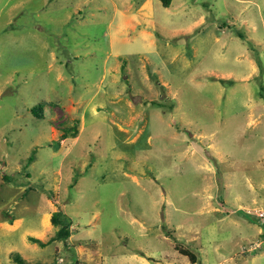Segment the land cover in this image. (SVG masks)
<instances>
[{"label":"rangeland","instance_id":"374dc122","mask_svg":"<svg viewBox=\"0 0 264 264\" xmlns=\"http://www.w3.org/2000/svg\"><path fill=\"white\" fill-rule=\"evenodd\" d=\"M138 11L149 18L131 22ZM263 18L264 0H0V223L38 224L60 207L98 213L95 236L115 251L105 261L127 264L129 251L152 247L146 227L161 216L173 233L166 261L188 263L179 243L204 264L220 245L245 256L239 264H264L263 251L247 257L242 213L250 183L264 195L263 131L248 105L264 101ZM248 52L260 68L252 80ZM75 125L60 146L56 130ZM19 240L0 227L2 264Z\"/></svg>","mask_w":264,"mask_h":264},{"label":"crops","instance_id":"0c3cea01","mask_svg":"<svg viewBox=\"0 0 264 264\" xmlns=\"http://www.w3.org/2000/svg\"><path fill=\"white\" fill-rule=\"evenodd\" d=\"M173 2V1H172ZM149 17H147L144 13H141V11H138L136 13H133L131 15V18L129 20L131 22H138L140 23L141 20L146 21ZM204 21V17H201L200 22ZM199 22V21H198ZM264 23V18H263ZM254 29H257V25H254ZM145 33H149L148 31H145ZM115 36L117 33L114 34ZM151 35V33H150ZM218 35H216V39H218ZM251 39L257 43L258 40L255 37H251ZM264 48V41H263ZM166 46H169L168 43H166ZM193 50H191L189 56L187 53L184 55V58L187 61H191L193 57L198 52V47L196 44H192ZM264 56V50L262 51ZM251 52H248L247 54V65L249 68V71L247 72V80H252L253 77L258 76L260 73L259 64L254 58L253 55H251ZM260 59H264L259 57ZM167 84V83H165ZM264 86L261 90V93L264 92ZM263 94V93H262ZM262 96L259 100L251 99L249 101V122H252L255 126L262 128V135L264 139V126H261L264 124V101L262 100ZM133 100H128L129 106L133 105ZM140 101V99H139ZM153 103L154 101H157L155 99H152ZM159 104V103H158ZM94 111L97 112L96 106H93ZM58 111V109H57ZM115 114V111H113ZM138 114V113H137ZM136 114V115H137ZM59 113L56 115L58 116ZM136 115L131 114L130 118L126 122L127 124H132V122L136 119ZM56 119H53L55 121ZM122 128V127H120ZM56 133L58 135V138L60 140V146L61 144H65L69 137H66L64 139H61V134L63 131H57ZM78 137V135L75 136V139ZM138 136L133 137L134 140H136ZM91 164V163H89ZM57 172L59 175H61L60 168L57 169ZM74 185H77L79 183V179L77 177H73ZM264 185V184H263ZM72 186V185H71ZM250 189L251 194L247 195V205H255L257 207L264 208V195H262L259 191L255 189V186L250 183ZM211 197V194H209ZM66 201L70 204V207H75V203L72 204L71 197L68 196L66 198ZM58 199L55 201V203H58ZM209 212L211 213H223L224 211H221L219 207L213 206L210 201L207 203ZM59 206V205H58ZM57 205H55V209L58 208ZM62 208V207H60ZM63 209V208H62ZM52 213L53 210L47 209L45 211H42L39 218V223L35 224V221L32 223H28L29 221H26L24 223L23 218H15L13 216H10L9 220L4 223H0V227H3L5 234H9L11 232L16 231L19 234L20 240L17 241V250L22 253V255L25 258L33 259L36 257L44 258V255H50L54 253L55 251H60L61 258L60 261L54 263V264H109L105 261V252L106 250L115 252L111 248V244H108L106 242H103L101 239L98 238V236H95L96 229L98 228V213H95L94 215H91L89 217H86L83 219V215L79 211L71 210L70 214H68L71 217L72 220V233L70 237L66 241H57L54 240L52 242H49L45 245H40L38 242L32 241L30 239V236L38 237L42 240H45L49 238L51 235H53L57 227L52 222ZM74 216H78L81 219H78L79 221L83 220V226L81 223L74 222ZM157 218L156 220H153L152 222L147 224L146 227V234L150 236L154 241L152 242V247L144 244V245H138L136 250L129 251L125 256L127 257V264H174L171 261H166L169 257L168 252H170V243H171V237H173V233L170 230L169 227L166 228L163 219L166 220L165 217ZM94 219V220H93ZM93 220V221H92ZM134 222H138L140 226H143V224L146 222L142 218L141 219H134ZM144 227V226H143ZM256 236V238L254 237ZM264 237V222H260L258 220H254L247 216V247L252 243L258 240L259 238ZM253 238V239H252ZM158 242V245L156 243ZM168 242V250L164 248L165 243ZM116 244L121 245V242H117ZM211 245V243H208ZM52 247L50 248V246ZM176 245V244H175ZM221 246V245H220ZM220 246H211L209 248V260L210 264H239L241 260L245 258V256H225L222 254L219 250L220 248H226V245ZM107 248V249H106ZM175 248V246H174ZM247 251V257L251 254H257L260 251H263L264 254V238L262 240L261 246L254 250H248ZM12 252V251H11ZM10 252V253H11ZM212 254V255H211ZM244 255V254H243ZM199 261L197 263L204 264L202 261H200V257L198 255ZM206 258V259H208ZM9 264H17L11 257H9ZM188 263L185 264H191L189 262V259L187 260ZM0 264H2V260L0 258ZM38 264H53L51 262H43ZM196 264V263H195ZM248 264V263H247ZM255 264V263H252Z\"/></svg>","mask_w":264,"mask_h":264},{"label":"trees","instance_id":"16d2710c","mask_svg":"<svg viewBox=\"0 0 264 264\" xmlns=\"http://www.w3.org/2000/svg\"><path fill=\"white\" fill-rule=\"evenodd\" d=\"M159 1L163 4L164 7H170L173 0H159ZM156 103H159V101H156ZM37 108H39V107L35 106L33 108L36 113H37V111H36ZM37 115H38V113H37ZM55 122H58V121L56 120V121H54V123ZM58 126H60V124ZM76 127H77V125H75L74 127H71L70 129H65V131L61 134V139H64L69 135H76L78 133V129ZM32 158L33 157H29V160H32ZM52 222L57 227V230L53 235H51L49 238H47L45 240H42V239L35 237V236H30V239L32 241L40 243L41 245H45V244L52 242L54 240L66 241L72 233L71 217L68 214H66L61 208H58L57 210L53 211V213H52ZM175 249H176L177 253L189 257V262L191 264H195L199 261L198 255L193 250H191L190 248L184 247L183 245L176 243ZM10 257L17 264H38V263L47 262V260H45V258H40V257L33 258V259L25 258L22 255V253H20L19 251H12L10 253ZM55 257H58V256H55Z\"/></svg>","mask_w":264,"mask_h":264},{"label":"built area","instance_id":"2783aa9c","mask_svg":"<svg viewBox=\"0 0 264 264\" xmlns=\"http://www.w3.org/2000/svg\"><path fill=\"white\" fill-rule=\"evenodd\" d=\"M244 209L242 213H245L248 217L258 220L260 222H264V208L261 207H243ZM242 211V210H241ZM262 240H257L252 242L246 249L254 250L261 246Z\"/></svg>","mask_w":264,"mask_h":264}]
</instances>
